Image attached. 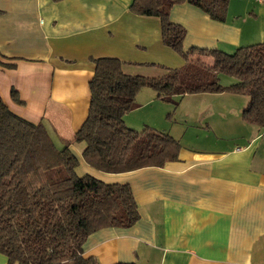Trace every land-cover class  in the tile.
<instances>
[{
	"label": "crops",
	"instance_id": "crops-1",
	"mask_svg": "<svg viewBox=\"0 0 264 264\" xmlns=\"http://www.w3.org/2000/svg\"><path fill=\"white\" fill-rule=\"evenodd\" d=\"M133 1L0 0L1 98L20 117L44 123L57 148L69 144L79 177L131 187L139 221L91 234L85 257L99 264H264V129L243 121L247 97L185 95L175 107L143 88L124 120L180 142L178 160L163 167L100 172L84 161L85 145L74 142L89 114L93 60L118 59L127 74L144 76L185 63L164 45L159 19L130 11ZM232 1L225 22L187 3L173 6L170 20L185 29V50L232 54L264 43V4ZM187 98L199 101L194 110L167 119ZM152 108L168 112L153 121L145 114ZM0 264H7L1 254Z\"/></svg>",
	"mask_w": 264,
	"mask_h": 264
},
{
	"label": "trees",
	"instance_id": "trees-1",
	"mask_svg": "<svg viewBox=\"0 0 264 264\" xmlns=\"http://www.w3.org/2000/svg\"><path fill=\"white\" fill-rule=\"evenodd\" d=\"M230 0H134L130 11L161 22L164 45L184 60L178 69L155 76L130 75L114 58L93 60L88 118L76 133L84 161L94 169L120 174L177 161L181 144L167 133L129 128L124 117L136 109L137 95L150 88L157 99L178 105L185 95L232 93L248 98L242 119L264 129V43L219 50L190 48L186 31L170 20L175 5L190 4L225 22ZM12 68V65H4ZM222 76L235 80L222 84ZM23 104L16 91L11 94ZM69 144L59 149L44 123L12 112L0 95V254L7 264H99L84 256V244L98 230L129 228L140 214L127 184L79 177ZM136 264V263H118Z\"/></svg>",
	"mask_w": 264,
	"mask_h": 264
},
{
	"label": "rangeland",
	"instance_id": "rangeland-1",
	"mask_svg": "<svg viewBox=\"0 0 264 264\" xmlns=\"http://www.w3.org/2000/svg\"><path fill=\"white\" fill-rule=\"evenodd\" d=\"M232 3H233V7H236L237 0H233ZM255 28L257 29V27H255ZM221 78H222V84H224V85L231 84V83L235 82L234 79L227 77V76H222ZM193 101H195L194 103H199V101L196 100V98H187L186 100H184V102L177 109L173 110L171 108V110L169 111L170 113L167 115H166V113L168 112V111L166 112L167 109L158 110L157 108L145 110V114H149V117L153 121H156V115L160 116L161 118H163V116L166 115L167 119H171L172 116H176V115H177V117H181L182 114H184L185 112L189 113L190 111L194 110L195 105L192 103ZM166 108H169V107L167 106Z\"/></svg>",
	"mask_w": 264,
	"mask_h": 264
},
{
	"label": "built area",
	"instance_id": "built-area-1",
	"mask_svg": "<svg viewBox=\"0 0 264 264\" xmlns=\"http://www.w3.org/2000/svg\"><path fill=\"white\" fill-rule=\"evenodd\" d=\"M254 1H256L257 3H260V4H264V0H254ZM237 150H239V149H237Z\"/></svg>",
	"mask_w": 264,
	"mask_h": 264
}]
</instances>
